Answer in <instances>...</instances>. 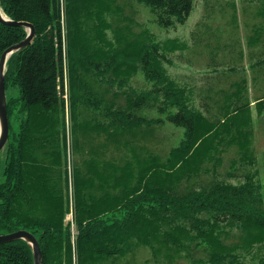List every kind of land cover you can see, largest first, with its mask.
<instances>
[{
    "label": "trees",
    "instance_id": "trees-1",
    "mask_svg": "<svg viewBox=\"0 0 264 264\" xmlns=\"http://www.w3.org/2000/svg\"><path fill=\"white\" fill-rule=\"evenodd\" d=\"M203 1L206 9L191 35L193 54L196 49L207 58L200 68L207 70L196 81H181L168 74L164 60L191 44L137 32L131 5L145 6L152 21L169 30L187 22L196 0H1L8 18L32 23L36 34L6 64L9 138L0 151V234H34L43 264L119 260L133 238L152 249L157 264H264V250H258L263 186L255 172L227 180L252 158V98L264 107V87H251L264 77V21L247 35H230L216 17L232 0ZM249 1L261 4L264 20V0ZM237 21L233 13L231 23ZM27 35L26 27L0 21V59ZM195 59L189 64L198 66ZM139 70L151 87L126 89ZM66 77L75 135L109 125L104 130L113 136L117 129L109 128L118 124L126 140L152 131L144 124L169 123L184 128L179 143L166 152L134 154L127 140L117 164L100 162L97 154L91 157L96 164L70 166ZM14 87L18 93L10 94ZM152 109L157 116L146 114ZM232 147L237 157L224 168L223 154ZM71 205L76 239L66 222ZM0 264H34L29 244L0 243Z\"/></svg>",
    "mask_w": 264,
    "mask_h": 264
},
{
    "label": "rangeland",
    "instance_id": "rangeland-1",
    "mask_svg": "<svg viewBox=\"0 0 264 264\" xmlns=\"http://www.w3.org/2000/svg\"><path fill=\"white\" fill-rule=\"evenodd\" d=\"M125 1H123L124 3ZM231 2V1H230ZM233 6L231 4L225 5L219 9L217 14V22L220 26H224L226 30H228V34L236 35V33L241 36L247 35V31L250 32L251 28H254L255 23L263 22V18L259 16V11L261 4L256 1L249 0H232ZM134 7V14L136 20V28L135 30L140 32L141 30H148L152 36L156 37L158 40H167L177 38L181 40H186L191 44L190 49H185L182 53L181 51H176L175 53H170L166 56L164 60V66L171 76H175L178 80H184L185 74H192L197 72L201 67H205L207 62V58L202 55L199 51L194 50L193 54V40H192V28L196 25V23L200 20L204 9H206V2L203 0H196L195 7L187 20V22L183 25H179V27L171 28L169 30L159 28L155 22H153L152 17L145 6L140 3L132 4ZM131 9L130 7H128ZM138 9L140 13H138ZM236 13V17H238V21L234 24L231 23L232 15ZM256 14H258L256 16ZM228 20V23L225 21ZM236 31V32H235ZM234 33V34H233ZM111 35V34H110ZM245 43H249V39L243 40ZM241 45V44H240ZM205 51L204 48H202ZM248 49V47H247ZM241 51V50H239ZM195 55V64L198 66L190 65L189 63H194L192 61ZM170 60V61H169ZM240 61V54H238V60ZM226 66H223L222 69H225ZM207 70V68L202 69ZM200 78L203 73H198ZM151 82L145 80L143 72L139 70L137 73H133L130 76L128 84L125 86L126 89H133L137 92L142 91V88L151 87ZM252 88L264 87V80L261 79L256 85L251 84ZM65 89L68 92L67 97L65 95V91H63V96L65 102L68 106L66 111V129H67V148H68V161L70 166H74L79 163H83L86 165L96 164L95 160L92 159V156L99 155L102 159H114V163H118L120 159V151L123 148V144L130 140V143L127 145V148L134 154H142L152 148L153 152H163L161 148H164V152L168 151L172 146H175L179 143L184 128L182 127H173L168 125L169 123L159 125H151L149 123L144 124L142 128H151L152 131L146 134H139L129 137L128 139H124L122 135H118V124L117 128L111 126L109 130L111 132L116 131L117 134L110 136L104 128L109 125H101L99 131L93 132L91 134H85L83 132L78 131L77 135L74 133L73 122L70 115V95H71V87L69 79L65 82ZM114 90L118 91V84L114 85ZM19 91L18 87L11 88L9 90L10 94H17ZM261 95V93H257ZM264 107L261 105L257 106L256 101L252 98L251 103V120L253 122V134L251 135V149H252V158L250 160H245L244 165H239L236 170L239 176L234 178H228L227 180L230 182H237L238 179H242L245 176L246 172H255L257 178L263 186L264 190ZM154 109L146 112L149 116H157ZM235 148L232 147L229 151L223 154L225 165L224 168H228L229 164H231V160L236 158ZM99 150V153L97 152ZM125 154H128V150L126 149ZM103 154V155H102ZM239 161H233V164L238 165ZM247 166V168H245ZM71 174V172H70ZM1 177V171H0ZM1 180V179H0ZM71 184L72 182V174H71ZM74 199V191L73 187H71L70 191V200ZM73 201V200H72ZM75 217V214L73 213ZM115 217L118 218V214H115ZM72 219V214H69L66 218V222ZM73 230L76 232V227L73 226ZM133 242L130 247L126 250V254L122 256L118 260V256L105 258L100 264H157L155 260L153 261L152 249L143 244H136L135 239H132ZM258 250H264V240H262L258 244ZM256 261L261 257L260 253L256 251ZM110 257V256H107ZM174 264H188L185 259H177Z\"/></svg>",
    "mask_w": 264,
    "mask_h": 264
},
{
    "label": "water",
    "instance_id": "water-1",
    "mask_svg": "<svg viewBox=\"0 0 264 264\" xmlns=\"http://www.w3.org/2000/svg\"><path fill=\"white\" fill-rule=\"evenodd\" d=\"M0 21L7 25L24 26L28 30L27 37L21 42L9 46L2 53L0 59V151L5 147L9 138V118L7 106V92L5 85L6 64L10 56L28 46L35 37L36 29L34 25L28 21H16L8 18L1 8L0 0ZM18 239L25 240L33 253L34 264H43V256L38 239L34 234L27 230H17L14 232L0 234V243H7Z\"/></svg>",
    "mask_w": 264,
    "mask_h": 264
},
{
    "label": "crops",
    "instance_id": "crops-1",
    "mask_svg": "<svg viewBox=\"0 0 264 264\" xmlns=\"http://www.w3.org/2000/svg\"><path fill=\"white\" fill-rule=\"evenodd\" d=\"M197 72H194V73H192V74H185V81L187 80V79H190L191 81H196V80H198L199 78H200V76H199V74L198 73H204V70H202V69H198V70H196ZM248 74H250V72H248ZM203 75V74H202ZM263 80H264V77L262 78ZM261 80V79H260Z\"/></svg>",
    "mask_w": 264,
    "mask_h": 264
}]
</instances>
